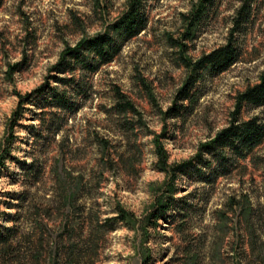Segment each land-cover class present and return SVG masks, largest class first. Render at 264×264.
I'll use <instances>...</instances> for the list:
<instances>
[{
    "label": "rangeland",
    "instance_id": "374dc122",
    "mask_svg": "<svg viewBox=\"0 0 264 264\" xmlns=\"http://www.w3.org/2000/svg\"><path fill=\"white\" fill-rule=\"evenodd\" d=\"M198 1L144 0L146 28L113 61L94 72H68L78 90L50 78L51 68L65 47L108 30L129 0H0V241L17 228L18 251L38 246L40 258L23 264H51L49 247L65 234L69 210L58 198L56 168L79 193L70 213L84 235L90 215L104 225L95 264H264V141L242 159L226 150L225 167L207 152L196 157L200 144L230 123L237 95L264 71V0L252 1L251 21L236 36L240 59L218 74L202 71L192 97L177 103L194 75L183 56L195 60L225 44L243 2L212 0L182 53L169 37L181 36L182 15ZM48 81L72 97L71 108L59 109L50 93L33 94L10 128L20 95ZM117 91L142 116L119 113ZM52 113L63 120L58 131L49 128ZM254 116L264 121V106L245 105L239 114ZM189 161L174 177L173 166ZM163 197L170 207L154 222L151 213ZM120 207L126 221L114 220ZM0 264L16 263L0 257Z\"/></svg>",
    "mask_w": 264,
    "mask_h": 264
},
{
    "label": "trees",
    "instance_id": "16d2710c",
    "mask_svg": "<svg viewBox=\"0 0 264 264\" xmlns=\"http://www.w3.org/2000/svg\"><path fill=\"white\" fill-rule=\"evenodd\" d=\"M99 1V0H96ZM252 1L243 0L241 7L237 10L232 19V26L230 30V36L227 42L213 51L204 54L198 59H187L183 56L184 64L192 69L194 75L190 76L186 83L179 89L177 103L179 100H186L191 98V91L196 86L198 80L201 77V73L204 70L211 73L218 74L230 66L234 65L241 57L242 50L241 45L236 37L241 34L246 24L250 23L252 15ZM144 0H129V6L122 17L116 20L109 26L105 32H100L95 36L86 37L81 39L75 46L68 45L62 52L60 60L55 64L51 70L54 72L50 78H55L59 84H73L76 85L74 77H68V72L74 73L76 68L82 67L90 70V72L96 71L98 67L103 64H108L115 56L121 51L123 43L143 31L147 26V17L143 11ZM212 3V0H199L193 5L188 13H183L184 26L187 27L182 31L181 36L178 39L170 36V42L178 47L182 53L187 48L185 40H193L196 34L198 25L200 24L207 7ZM184 40V41H183ZM181 53V54H182ZM17 67L16 65L9 67V73ZM77 86V85H76ZM81 85L77 86L80 90ZM51 97L52 101L56 103L59 109L68 110L75 103L72 97H69L65 92L60 91L59 88L51 85L48 81L33 93L20 95L21 101L19 104V110L15 112L13 123L10 128L16 124L19 119L20 111L24 104L30 101L33 94L47 95ZM245 105H252L257 107L264 106V71L260 74L259 81L249 85L244 91L240 92L236 97L235 110L231 114L230 123L220 129L214 138L209 141L201 143L199 146V152L196 157L203 158L204 153L211 154L214 158L219 160L222 166H227L229 159L225 153L226 150H230L238 159L246 158L255 147L260 145L264 141V121L259 116L251 117L248 120H242L239 114ZM177 106V104L175 105ZM116 109L119 113L130 112L135 116H142L136 105L128 99V97L117 91ZM176 107H171L166 114L171 115ZM44 115V114H42ZM63 121L56 113H52V119L50 120L49 128L54 131H58L59 123ZM13 135V134H12ZM157 156L162 169L169 168L168 165V153L160 140V136L157 137ZM2 158L9 153V150H2ZM190 164L185 162L184 164L173 166L174 177L177 176V171H183L184 168ZM56 168L55 175L57 176L56 183L58 184V198L61 205L69 210L63 217L62 226L65 234L61 236L59 242L55 243V246L49 247V257L51 264H95L96 248L102 235V229L104 225L99 220L94 221L90 215L87 217V222L90 223V231L85 236L82 229V223L77 217L71 216V209L77 205L78 191H75L74 187H68L65 184V180L62 178V171H58ZM80 189V187H78ZM77 189V187H76ZM164 198V197H163ZM158 199V205L155 207V211L151 213L154 222H158L161 217H164L170 207V200L168 198ZM128 214L124 208H119L118 216L114 220L126 221ZM111 218L107 219V222ZM113 219V218H112ZM41 229L43 225L39 224ZM47 226V225H46ZM17 228H8L7 235L2 238L0 243L3 248L0 250V257H10L16 264H23L24 258L27 261L34 262L40 258L38 246H35L31 251L21 252L18 251V247L12 240L16 238ZM12 240V242H10ZM16 240V239H15ZM20 241V240H19ZM18 242V241H17ZM30 254V255H29ZM30 256L31 259H28Z\"/></svg>",
    "mask_w": 264,
    "mask_h": 264
}]
</instances>
